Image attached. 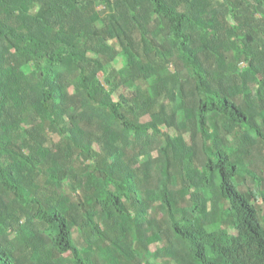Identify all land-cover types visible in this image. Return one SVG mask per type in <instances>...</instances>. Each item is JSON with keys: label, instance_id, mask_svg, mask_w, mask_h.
Instances as JSON below:
<instances>
[{"label": "trees", "instance_id": "1", "mask_svg": "<svg viewBox=\"0 0 264 264\" xmlns=\"http://www.w3.org/2000/svg\"><path fill=\"white\" fill-rule=\"evenodd\" d=\"M264 0H0V264H264Z\"/></svg>", "mask_w": 264, "mask_h": 264}, {"label": "rangeland", "instance_id": "2", "mask_svg": "<svg viewBox=\"0 0 264 264\" xmlns=\"http://www.w3.org/2000/svg\"><path fill=\"white\" fill-rule=\"evenodd\" d=\"M262 212L264 213V204H262Z\"/></svg>", "mask_w": 264, "mask_h": 264}]
</instances>
